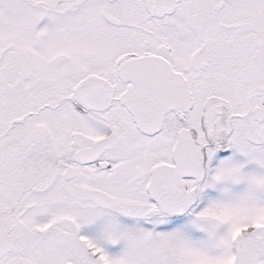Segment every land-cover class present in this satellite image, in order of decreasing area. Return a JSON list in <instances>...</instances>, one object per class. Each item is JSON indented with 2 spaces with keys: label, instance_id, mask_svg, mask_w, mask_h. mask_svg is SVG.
<instances>
[{
  "label": "snow or ice",
  "instance_id": "obj_1",
  "mask_svg": "<svg viewBox=\"0 0 264 264\" xmlns=\"http://www.w3.org/2000/svg\"><path fill=\"white\" fill-rule=\"evenodd\" d=\"M0 264H264V0H0Z\"/></svg>",
  "mask_w": 264,
  "mask_h": 264
}]
</instances>
